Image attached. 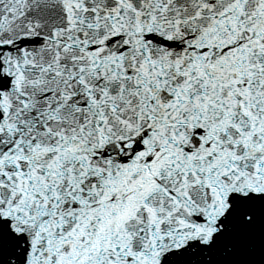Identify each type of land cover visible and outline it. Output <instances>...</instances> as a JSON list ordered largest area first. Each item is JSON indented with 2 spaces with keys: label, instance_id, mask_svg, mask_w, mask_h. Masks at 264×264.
Returning <instances> with one entry per match:
<instances>
[{
  "label": "snow or ice",
  "instance_id": "snow-or-ice-1",
  "mask_svg": "<svg viewBox=\"0 0 264 264\" xmlns=\"http://www.w3.org/2000/svg\"><path fill=\"white\" fill-rule=\"evenodd\" d=\"M0 264H264V0H0Z\"/></svg>",
  "mask_w": 264,
  "mask_h": 264
}]
</instances>
